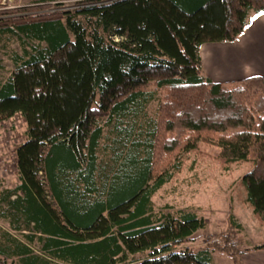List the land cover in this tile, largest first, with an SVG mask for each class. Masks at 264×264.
<instances>
[{
    "label": "trees",
    "instance_id": "obj_1",
    "mask_svg": "<svg viewBox=\"0 0 264 264\" xmlns=\"http://www.w3.org/2000/svg\"><path fill=\"white\" fill-rule=\"evenodd\" d=\"M75 5L0 19V35L21 45L0 82V123L19 114L27 136L14 151L18 182L0 191V219L19 232L0 227V264H211V248L182 246L205 219L158 208L153 195L204 153L223 169L248 166L240 183L264 225V78L215 82L200 57L204 43L237 40L264 0ZM225 238L212 246L229 252Z\"/></svg>",
    "mask_w": 264,
    "mask_h": 264
},
{
    "label": "rangeland",
    "instance_id": "obj_2",
    "mask_svg": "<svg viewBox=\"0 0 264 264\" xmlns=\"http://www.w3.org/2000/svg\"><path fill=\"white\" fill-rule=\"evenodd\" d=\"M39 1L0 0V19L72 9L78 0H50L47 3ZM29 44L35 43L28 41V47ZM13 53H21L17 35L13 33L0 35V82L9 78L16 69L12 60ZM158 105V96L148 103L145 109L147 121L156 119ZM25 131L26 123L19 114L0 123V191L12 188L18 182L14 151L26 139ZM109 137L101 143L104 176L113 165L110 160L113 148L112 136ZM200 154L187 155L182 165L175 167L167 183L153 195L156 206L171 211L190 209L205 219V229L197 231L194 240L182 246L193 249L211 248V264L264 262V250H255L257 245L264 242V225L246 201V193L240 183V178L248 166L233 165L229 169H223L208 155ZM230 216L241 225V228H231ZM0 227L19 234L9 226L6 219H0ZM226 236L227 240L234 244L232 250L228 249L230 251L226 252L212 246V243L225 246Z\"/></svg>",
    "mask_w": 264,
    "mask_h": 264
},
{
    "label": "crops",
    "instance_id": "obj_3",
    "mask_svg": "<svg viewBox=\"0 0 264 264\" xmlns=\"http://www.w3.org/2000/svg\"><path fill=\"white\" fill-rule=\"evenodd\" d=\"M200 57L204 74L215 82L255 75L264 78V13L247 27L239 39L202 44Z\"/></svg>",
    "mask_w": 264,
    "mask_h": 264
}]
</instances>
